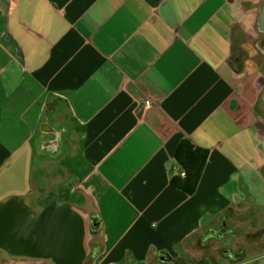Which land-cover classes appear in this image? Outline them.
Masks as SVG:
<instances>
[{
	"label": "crops",
	"instance_id": "1",
	"mask_svg": "<svg viewBox=\"0 0 264 264\" xmlns=\"http://www.w3.org/2000/svg\"><path fill=\"white\" fill-rule=\"evenodd\" d=\"M262 2L0 0V202L40 197L46 143L63 130L57 160L76 172L79 190L67 180L95 240L86 264L187 263L216 233L232 236L235 213L262 218ZM0 264L56 262L0 246Z\"/></svg>",
	"mask_w": 264,
	"mask_h": 264
},
{
	"label": "water",
	"instance_id": "2",
	"mask_svg": "<svg viewBox=\"0 0 264 264\" xmlns=\"http://www.w3.org/2000/svg\"><path fill=\"white\" fill-rule=\"evenodd\" d=\"M259 25L264 26V1L260 9ZM77 194L72 188L64 195L45 196L48 203L41 204V214L31 211V208L18 198H11L0 204V223L3 220L4 227L0 231V246L7 252H16L12 249L14 242V245L30 247L27 251H17L29 253L31 256L51 258L56 264H86L85 222L82 215L72 208L75 199L82 201ZM14 204L21 207L20 218H14V213L9 212ZM25 233L28 234L26 238ZM33 237L37 238L31 239ZM39 242L40 245L37 246ZM227 250L224 252L227 253Z\"/></svg>",
	"mask_w": 264,
	"mask_h": 264
},
{
	"label": "rangeland",
	"instance_id": "3",
	"mask_svg": "<svg viewBox=\"0 0 264 264\" xmlns=\"http://www.w3.org/2000/svg\"><path fill=\"white\" fill-rule=\"evenodd\" d=\"M264 1V0H263ZM263 3V2H262ZM261 58V57H260ZM253 60L255 61V64H256V67L262 71L264 73V63L260 62L259 60V56H258V52L257 50H254V58ZM257 76V75H256ZM255 76V77H256ZM255 77H254V80H255ZM253 80V82H254ZM253 85V84H252ZM252 91H253V88H252ZM257 119V117H256ZM63 130H60V132H56V134H54L53 136V140H56L55 143L54 142H51L49 141L48 143H46V147L48 148V153L51 155L50 157L51 158H56V159H51V158H48L49 160V174H47V179H48V182H47V186L45 187L44 190H40L38 191L37 189L35 190V193H36V196H42L46 193H49L50 191H52L56 184L59 182H64L66 181L68 178H76L74 174H76L75 171L72 172V170L70 171H66L65 173L62 172V162H59L57 159H58V156L59 155H62L63 153L66 152V149H67V145H66V141L64 142V135H63ZM63 135V136H62ZM41 142V141H40ZM41 150H44L43 148H39L37 150V157L39 158V155L42 154V151ZM68 150L70 152V157L74 156L76 157L77 155L74 153V151H71L70 149V141L68 142ZM45 152V151H44ZM57 153V154H56ZM71 161V159H69ZM80 176V175H79ZM82 178V177H80ZM49 180L52 182L49 184ZM77 180V178H76ZM81 180V179H80ZM79 180L76 181V184H77V187L75 186V184L73 183L72 181V188L73 186L77 188V190H79L78 184ZM21 186L17 183V180L14 181L13 183V187L12 188H9V189H18L20 188ZM8 189V190H9ZM8 190L4 193V195H6L8 193ZM26 195H28V191L25 190L24 192ZM25 195V196H26ZM86 196V195H85ZM87 197V196H86ZM11 198H17L16 195L14 196H10L7 200L11 199ZM33 198H35V196H32L28 203H27V206L33 208V206L31 205V202L33 201ZM6 200V201H7ZM6 201L4 202H0L1 204L5 203ZM263 206H260L258 209V213L259 214H263ZM84 213V217L86 219V226H87V230L90 234V215L84 210L82 209V211ZM256 218V216H254V219ZM249 223L248 225H245L244 226V229L246 230L247 228H251V221H252V217L250 219L247 220ZM254 224V223H253ZM252 224V225H253ZM262 225H264V223H262ZM231 227H233V229L236 228V226L232 225L231 224ZM215 239L214 240H209L208 242L205 243V245H200V247H196L194 248V250H192V259L195 260V263L194 264H198L197 262H199V260L201 259L200 261V264H243L246 260H250V263L249 264H264V257H261V256H251V257H237L235 256V253L233 251H231V254L232 252L234 253V256L232 254V257L231 258H227L225 255L227 254H223L224 256H222L221 252L224 251V250H231L232 248H234L235 246V243H237L238 246H243L245 245L246 243L250 242L251 241V238L247 239V240H241L239 239L238 237H236L235 235L232 237L231 235H223V236H220L219 234L216 233L215 235ZM256 238H258L259 236H255ZM92 241H95L92 239V235L89 236V240H88V249L89 248V244L90 243H93ZM259 247L261 248H264V246L262 247L261 245H259ZM255 248H258V246H256ZM237 252V251H236ZM191 259V258H190ZM191 260H188V262L186 263L185 261L181 260L180 262H178L177 264H193V261ZM206 262V263H205ZM167 264V262H166Z\"/></svg>",
	"mask_w": 264,
	"mask_h": 264
},
{
	"label": "flooded vegetation",
	"instance_id": "4",
	"mask_svg": "<svg viewBox=\"0 0 264 264\" xmlns=\"http://www.w3.org/2000/svg\"><path fill=\"white\" fill-rule=\"evenodd\" d=\"M263 27V28H262ZM259 25L258 22V28L260 30V35L254 40L255 42V47L256 50L258 52V56H259V60L260 62L264 63V26ZM261 57V58H260ZM258 71L261 73V75L256 76L255 80L253 82L252 88L256 97V115H257V119L255 121V124L258 128V130L260 131V133L262 134V137L264 138V73L262 71H260L258 69ZM72 189V179L71 180H66L64 181L62 184H56L55 188L50 191L49 193H46L42 196H40L39 198H33V201L31 202V205L33 206V208H31V211H34L35 209H38V205L44 204L45 202H47V199L44 198L47 195L50 194H57V195H64L66 193H68V191ZM77 191V190H76ZM76 193V192H75ZM77 194V193H76ZM79 195V194H77ZM49 197V196H48ZM79 197H81L79 195ZM82 199V197H81ZM84 199V198H83ZM81 200H77L75 199L76 204H73L72 208L76 211H78L83 219L85 220L86 223V219L84 217V213L81 212L82 208L80 207L82 204L84 205L85 202H87L85 199L83 201ZM255 213L257 214L258 212V208L255 207L254 208ZM43 210L40 211V213L36 212L37 214H41ZM241 211V209H240ZM10 213H14V218H20V215L22 214V210L21 207L18 204H14V206L12 207V209L9 210ZM9 214V213H8ZM10 215V214H9ZM25 215V214H24ZM262 218H260L258 216V218L256 217L255 219H252L250 225L251 228H247L246 230L244 229L245 225H248L249 222H244L245 218H243V214L240 213V215L236 214L234 215L233 218V226L235 225L236 228L231 230V234L232 236H236L241 240H247L249 238H251V241L246 243L243 246H238L237 243H235V247L232 248L231 250H227V253H225L224 251L221 252L222 256H224L223 254H227L226 256H235L237 257H251V256H261L264 257V248L259 247V245H261L262 247L264 246V225H262V223H264V207H263V214H262ZM1 218V216H0ZM254 223V224H253ZM253 224V225H252ZM87 224H85L86 227V231H85V236H84V246L86 249V258L87 261L86 263H89V257H88V240H89V232L87 230ZM228 225H225L224 228H226ZM3 220L0 223V231L3 230ZM1 234V232H0ZM223 236V234H221ZM28 236L27 233L24 234V238H26ZM255 236H259L258 238H256ZM37 237H33L31 239H36ZM42 239L40 238V241ZM13 250H15L16 252H20L17 250H25L27 251V249L30 247L29 246H18V245H14V242L12 243ZM21 245H23L21 243ZM40 245V242L37 244V246ZM256 246H258V248H255ZM34 247H32L33 249ZM35 249V248H34ZM231 251L232 254H231ZM237 251V252H236ZM7 252V251H6ZM85 258V260H86ZM193 264L195 263V260H193ZM85 262V261H84Z\"/></svg>",
	"mask_w": 264,
	"mask_h": 264
},
{
	"label": "trees",
	"instance_id": "5",
	"mask_svg": "<svg viewBox=\"0 0 264 264\" xmlns=\"http://www.w3.org/2000/svg\"><path fill=\"white\" fill-rule=\"evenodd\" d=\"M188 153L191 154V146L189 145L188 142H184L180 145L177 153H176V159L179 160L180 162L182 161L183 154ZM208 157V153L205 155V159ZM186 170L188 171V168L186 167Z\"/></svg>",
	"mask_w": 264,
	"mask_h": 264
},
{
	"label": "built area",
	"instance_id": "6",
	"mask_svg": "<svg viewBox=\"0 0 264 264\" xmlns=\"http://www.w3.org/2000/svg\"><path fill=\"white\" fill-rule=\"evenodd\" d=\"M151 107H152V102H151L150 100H145L144 105H143V106L141 105V106L139 107V109H140V111H141V110H145V111H147V110H149Z\"/></svg>",
	"mask_w": 264,
	"mask_h": 264
}]
</instances>
